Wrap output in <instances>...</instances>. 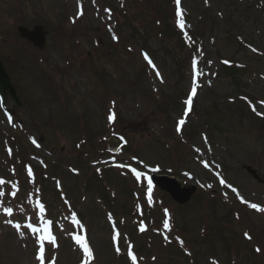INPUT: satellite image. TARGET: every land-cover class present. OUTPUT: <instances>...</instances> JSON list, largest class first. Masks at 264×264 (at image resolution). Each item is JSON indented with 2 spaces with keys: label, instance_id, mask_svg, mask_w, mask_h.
I'll return each instance as SVG.
<instances>
[{
  "label": "rangeland",
  "instance_id": "1",
  "mask_svg": "<svg viewBox=\"0 0 264 264\" xmlns=\"http://www.w3.org/2000/svg\"><path fill=\"white\" fill-rule=\"evenodd\" d=\"M181 3L193 47L176 32L171 0H80L81 7L77 0H0V60L21 103L9 96L8 112L0 106V177L7 176L0 184V264H39L38 234L26 229L49 220L47 212L40 219L41 198L59 239L45 250L54 264H81L77 235L87 237L91 264H133L132 247L136 264H264V212L249 207H264V0ZM20 27H41L43 48L21 37ZM194 59L202 75L185 115ZM221 59L237 63V75L221 68ZM180 119L186 123L177 132ZM127 163L162 177L152 193L158 209L140 217L156 226L144 231L135 209L149 202L148 182L117 167ZM29 167L37 171L33 183L21 177ZM175 181L191 189L187 202L166 191ZM163 207L173 213L170 229L162 223L167 239L158 226Z\"/></svg>",
  "mask_w": 264,
  "mask_h": 264
},
{
  "label": "snow or ice",
  "instance_id": "2",
  "mask_svg": "<svg viewBox=\"0 0 264 264\" xmlns=\"http://www.w3.org/2000/svg\"><path fill=\"white\" fill-rule=\"evenodd\" d=\"M93 3H95V0H93ZM175 3H176V16L178 18V26L181 29H183L185 27V25H184L183 14H182V9H181V0H175ZM77 4H78V7H81L80 6V0H77ZM105 11H109V10L106 9ZM78 14L80 16H82L84 14L83 11H82V8H81V10L79 11ZM109 18H110V13H109ZM112 38L114 40L118 39V37L115 36V35H113ZM144 58H145V60L148 61L149 65H151L153 67V69H156V65L148 57L147 54H144ZM223 63L228 64L229 61L225 60V61H223ZM192 64H193V74H194L193 87H192L191 93L188 96V99L185 101V104L188 106L187 111L185 112V115H187L188 112L191 111L193 98L197 94V91H196L197 85H196L195 77L199 76V75H202V73H200L197 70V68H196L197 61L195 59L193 60ZM156 75L158 77L160 76V72L158 70L156 71ZM260 103L262 105H264V101H260ZM253 111H256L255 107H253ZM108 119H109L110 122H113L115 120V114L114 113L110 114ZM185 123H186V121L184 119H180L179 120L177 129H176L177 132L181 131V128H182V126ZM121 139L123 140L124 138L121 137ZM32 142L34 144L36 143L35 140H33ZM117 151H119V149H117ZM9 153L11 154V150L10 149H9ZM207 166L208 165L205 164V167H207ZM117 167H120V168L128 167L130 169L131 173L135 176V178L138 181L141 179V177H145L147 179V182H148V199H149V202H151V200H152V195H151V193H152V178L151 177H147L145 173H143L141 171H138L136 168L131 167L130 165L118 164ZM152 171H156V169L153 168ZM28 175L30 177L33 175L32 169L30 167L28 168ZM3 183H4V181L0 180V184H3ZM220 183L221 184H225L226 182L223 179H221ZM57 184H59V182H57ZM13 187H15V185H13ZM208 187H211V185H208ZM232 190H233V192H236L235 188H233ZM3 195H4V193L0 192V196H3ZM15 195H16V192H12V196H15ZM237 195H239V194L237 193ZM240 199H241V201L243 203H248L247 201H244L242 197ZM37 207L39 209V212L41 213V218H43L42 214L45 211V205L38 201L37 202ZM249 207H251L253 209H256V210H258L260 212H264V207H261V206H259L257 204H254V203L253 204H249ZM4 212L8 216H12L13 209L11 207H5L4 208ZM165 214L166 215L168 214V210L167 209H165ZM72 219H73L74 223L80 224V221L76 219V213L75 212L72 213ZM5 222L8 223V224H12L13 227L16 228L19 231L20 224H18V223L13 224L12 220H6ZM52 225H53V221L50 220V219L44 221V227L43 228L35 227L31 223L27 225V229L26 230H30L32 233L38 234L36 236V244L39 247H38V251H37V254H36V259L39 262V264H54V259H53L52 262H48V261H46V257H45V241H47L50 245H52L54 247H58L56 237L53 235V232H52ZM163 226H164L165 229H170V223H169L168 219L164 220ZM80 227L83 228V225L80 224ZM140 230L144 231L145 229H144L143 226H141ZM19 234H20L21 237H23L25 235V232H20ZM118 236H119V233H116V235L113 236V239L114 240L117 239ZM245 236L248 239H251V236L248 233H245ZM74 239H75L76 244L79 245V247L83 251L84 259L81 261V264H91V261L94 259V254H93L92 248L89 245L87 237L84 236V235H77V236L74 237ZM181 244H183V241H181ZM116 251H117V253H119L120 249L117 247ZM256 251L260 252L261 249L257 248ZM129 255L131 256L133 264H136L137 257L134 254H132L131 252L129 253Z\"/></svg>",
  "mask_w": 264,
  "mask_h": 264
},
{
  "label": "water",
  "instance_id": "3",
  "mask_svg": "<svg viewBox=\"0 0 264 264\" xmlns=\"http://www.w3.org/2000/svg\"><path fill=\"white\" fill-rule=\"evenodd\" d=\"M21 37L31 42L34 46L43 48L45 43V34L41 27H35L33 30H28L24 27H20L18 29ZM11 96L15 102L20 105V100L16 92V88L14 87L8 73L6 72L2 61L0 60V97L3 100V103H7L8 97ZM249 173H251L256 179L260 180L257 175L256 170L251 167H245ZM161 180V179H160ZM158 180V183H162ZM162 185V184H161ZM165 189L171 192L172 196L178 200L179 202H185L188 199L190 190L184 189L179 190L176 184L172 186H164ZM192 192V191H191Z\"/></svg>",
  "mask_w": 264,
  "mask_h": 264
},
{
  "label": "trees",
  "instance_id": "4",
  "mask_svg": "<svg viewBox=\"0 0 264 264\" xmlns=\"http://www.w3.org/2000/svg\"><path fill=\"white\" fill-rule=\"evenodd\" d=\"M162 24H163V25H162V29H163L164 23H162ZM167 31L169 32L168 29L165 30L164 32H167ZM176 32H177V30H176ZM177 34H178V32H177ZM178 35H179V34H178ZM169 36H170V37H174V36H176V33H175V32H171ZM179 37H180V36H179ZM240 46L243 47V45H240ZM223 69H225L226 72L232 74V76L237 75V72H238V70H239V68H238L236 65H234V64H232L231 66H223ZM21 175H22L21 177H23V176H24V173H21Z\"/></svg>",
  "mask_w": 264,
  "mask_h": 264
}]
</instances>
